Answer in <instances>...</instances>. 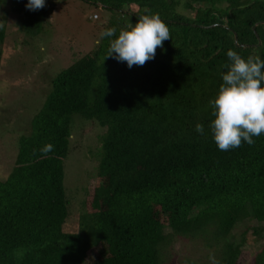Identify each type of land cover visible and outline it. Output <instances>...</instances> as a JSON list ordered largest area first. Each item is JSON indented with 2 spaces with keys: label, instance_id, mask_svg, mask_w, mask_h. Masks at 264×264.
Wrapping results in <instances>:
<instances>
[{
  "label": "trees",
  "instance_id": "16d2710c",
  "mask_svg": "<svg viewBox=\"0 0 264 264\" xmlns=\"http://www.w3.org/2000/svg\"><path fill=\"white\" fill-rule=\"evenodd\" d=\"M83 1L110 19L95 48L51 79L18 137L14 166L0 180V264H164L178 236L219 249L218 264H236L244 241H235L234 229L244 218L264 222V134L219 150L210 101L229 49L264 60V0ZM27 3L10 7L31 24ZM154 14L171 34L154 59L131 68L105 59L120 31ZM108 29L116 35L103 36ZM75 115L102 129L96 170L103 181L88 199L93 207L83 206L74 230L65 231L64 159L73 151ZM48 144L53 150L45 154ZM95 248L99 257L88 261ZM251 261L264 264V245ZM182 264L209 263L184 255Z\"/></svg>",
  "mask_w": 264,
  "mask_h": 264
},
{
  "label": "rangeland",
  "instance_id": "374dc122",
  "mask_svg": "<svg viewBox=\"0 0 264 264\" xmlns=\"http://www.w3.org/2000/svg\"><path fill=\"white\" fill-rule=\"evenodd\" d=\"M11 1L0 0V180L14 166L18 137L29 130L31 117L41 107L51 79L95 48L103 25L110 19L105 9L83 0H46V6L35 11L33 22L24 24L11 9ZM75 116L72 122L75 145L64 159V186L70 194L71 210L63 226L65 231L74 230L76 214L83 206L93 207L88 199L103 181L96 170L102 129L93 121ZM131 179L135 187L141 185L136 183L138 172ZM152 207L165 224L162 210L157 205ZM233 233L236 242L244 241L236 264H252V257L264 245V222L257 224L244 218ZM173 249L174 254L164 264H182L184 255L212 264L210 255L219 257L220 253L215 247L205 249L198 240L181 236L174 237ZM99 255L98 248L91 250L88 261Z\"/></svg>",
  "mask_w": 264,
  "mask_h": 264
},
{
  "label": "clouds",
  "instance_id": "9594fccd",
  "mask_svg": "<svg viewBox=\"0 0 264 264\" xmlns=\"http://www.w3.org/2000/svg\"><path fill=\"white\" fill-rule=\"evenodd\" d=\"M45 6L46 0H28L26 5L32 11ZM102 35L113 37L116 32L108 29ZM170 38L169 27L159 15H143L110 42L105 59L114 57L119 62H127L129 68L143 66L155 58L157 49L163 48ZM227 56L228 70L222 75L218 95L210 101L214 116L210 127L221 151L238 148L242 143L251 145L255 143L253 137L264 134V60L259 56L244 58L232 49ZM196 131L203 134L204 126L198 123ZM52 150L51 144L41 149L45 154ZM209 259L212 264H218L214 254Z\"/></svg>",
  "mask_w": 264,
  "mask_h": 264
},
{
  "label": "water",
  "instance_id": "95a60500",
  "mask_svg": "<svg viewBox=\"0 0 264 264\" xmlns=\"http://www.w3.org/2000/svg\"><path fill=\"white\" fill-rule=\"evenodd\" d=\"M234 42L236 43V44H238L237 43V37H236V34H234ZM260 44V40L258 39V43H257V45H259Z\"/></svg>",
  "mask_w": 264,
  "mask_h": 264
}]
</instances>
